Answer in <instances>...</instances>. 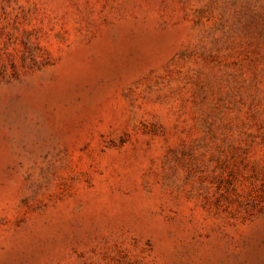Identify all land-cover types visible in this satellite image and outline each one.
Wrapping results in <instances>:
<instances>
[{"label":"rangeland","instance_id":"rangeland-1","mask_svg":"<svg viewBox=\"0 0 264 264\" xmlns=\"http://www.w3.org/2000/svg\"><path fill=\"white\" fill-rule=\"evenodd\" d=\"M0 264H264V0H0Z\"/></svg>","mask_w":264,"mask_h":264}]
</instances>
